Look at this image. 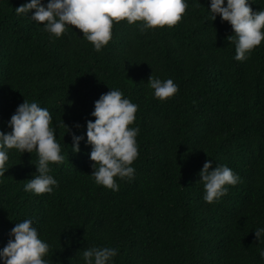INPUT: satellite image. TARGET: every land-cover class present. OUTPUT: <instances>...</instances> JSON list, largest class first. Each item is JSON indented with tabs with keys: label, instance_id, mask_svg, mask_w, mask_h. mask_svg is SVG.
I'll use <instances>...</instances> for the list:
<instances>
[{
	"label": "trees",
	"instance_id": "1",
	"mask_svg": "<svg viewBox=\"0 0 264 264\" xmlns=\"http://www.w3.org/2000/svg\"><path fill=\"white\" fill-rule=\"evenodd\" d=\"M26 0H0V131L25 100L47 108L64 161L51 163V193L24 191L37 157L9 150L0 176V248L16 222L31 219L49 244L48 264H83L84 249L113 247L112 264H264L254 229L264 227V40L234 59L233 30L211 21L210 0H188L182 19L141 31L114 22L100 51L76 26L59 38L17 15ZM46 3V0H42ZM253 11L264 0H249ZM171 78L178 91L155 98L147 82ZM118 88L137 105L138 156L118 190L90 175L86 121L94 101ZM79 127H76V125ZM67 128L69 131H66ZM72 133L84 136L72 151ZM238 175L218 200H203L199 170Z\"/></svg>",
	"mask_w": 264,
	"mask_h": 264
},
{
	"label": "clouds",
	"instance_id": "2",
	"mask_svg": "<svg viewBox=\"0 0 264 264\" xmlns=\"http://www.w3.org/2000/svg\"><path fill=\"white\" fill-rule=\"evenodd\" d=\"M188 0H26L15 8L17 15L26 16L36 24L42 23L43 30L50 37L59 38L66 27L76 26L95 51H100L112 36L114 22L128 24L141 22V31L168 26L182 19ZM211 21H227L233 34L227 40L234 44V59L243 61L247 54L264 40V9L253 11L249 0H210L208 7ZM147 85L155 98L165 100L178 91V85L171 78L161 80L150 76ZM137 105L125 97L118 88H110L94 101L90 116L86 121L85 143L91 146L89 159L93 171L91 176L97 185L118 190L114 177L131 179L134 168L132 162L138 156L136 136L138 127H130L135 119ZM11 131H0V176H4L9 160V150L36 153L35 172L27 179L23 188L34 194L51 193L58 181L50 174L51 163L61 164L64 156L56 140V129L52 126V116L47 108L24 99L7 120ZM76 127H79L77 124ZM66 131H69L67 128ZM84 136L72 133V151L78 152L79 141ZM211 160H206L199 170L203 184V200L212 203L225 195L226 185H235L239 177L226 165L217 164L211 168ZM258 242L264 238V227L254 229ZM9 239L0 248V264H48L44 259L49 244L42 240L31 219L16 222L10 229ZM117 248L91 246L83 250V264H112ZM264 260V249L259 250Z\"/></svg>",
	"mask_w": 264,
	"mask_h": 264
}]
</instances>
